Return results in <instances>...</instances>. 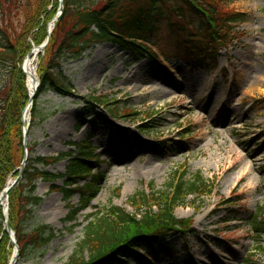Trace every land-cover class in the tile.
I'll use <instances>...</instances> for the list:
<instances>
[{"label":"rangeland","instance_id":"1","mask_svg":"<svg viewBox=\"0 0 264 264\" xmlns=\"http://www.w3.org/2000/svg\"><path fill=\"white\" fill-rule=\"evenodd\" d=\"M220 7L246 17L228 26L231 36L213 61L194 63L161 24L154 35L159 51L151 46L157 61L101 43L59 62L54 71L61 73L68 92L47 91L38 98L40 121L30 128L27 159L61 175L67 165L63 154L71 149L67 145L86 141L91 173H103L106 180L90 205L67 222L78 197L65 202L49 191L52 184L62 186L60 180H36L33 195L41 202L32 208L26 231L46 225L56 237L17 257L20 264H68L89 232L100 233L108 222L120 228L112 209L139 222L156 216L161 200L175 195L171 183L181 173L183 182L200 176L204 184L182 195L173 208L174 221L186 227V235L167 237L176 255L141 249L126 264H264V233L252 225L257 215L264 222V0H224ZM23 22L22 15L12 17L8 34H18ZM53 54L36 57L37 78ZM9 71L0 65L2 89L10 83ZM24 87L27 91L26 78ZM153 91L166 93L148 94ZM110 124L129 131L134 141L107 128ZM38 157L58 160L44 167L33 163ZM21 161L17 151L6 183L14 181ZM230 163L234 167L228 168ZM8 203L7 198V221ZM79 250L78 260L87 262L88 251Z\"/></svg>","mask_w":264,"mask_h":264},{"label":"trees","instance_id":"2","mask_svg":"<svg viewBox=\"0 0 264 264\" xmlns=\"http://www.w3.org/2000/svg\"><path fill=\"white\" fill-rule=\"evenodd\" d=\"M223 1L63 0L62 14L55 23L44 50L45 55L51 52L53 54L55 50L54 54L41 65L38 73L39 87L32 102L29 131L40 121L38 98L47 91L59 95L68 92V85L64 83L61 73L54 71L59 68V62L80 57L94 44L109 43L132 57L140 58L144 53L156 60L152 47L157 52L159 48L154 42V35L159 26L164 24L174 36L177 46L195 60L194 63L203 64L207 58L211 61L216 59L218 50L231 36L232 30L228 26L243 21L246 17L241 13L221 10L220 4ZM58 8V0H0V65L10 70V83L5 89L0 88V193L5 187L7 177L16 168L15 154L17 151L19 154L23 153L21 114L28 102V95L20 67L32 45L39 46L45 41L47 24L56 15ZM20 15L24 18L20 32L11 37L7 24L12 17L17 18ZM60 34L61 40L54 49L56 38ZM107 128L129 137L131 142L134 141L129 131L125 132L111 124ZM141 144L138 141L137 146L141 147ZM68 148L71 149L63 154L67 159L63 174L51 175L27 160L20 179L8 192V224L15 235L19 260L32 250L43 248L56 237L54 230L46 225L26 231L33 216L32 208L41 202L39 197L33 195L36 180L50 183L60 180L62 186L52 184L49 191L58 192L65 202L70 201L73 196L78 197V204L71 207L64 222L74 221L76 215L84 211L97 197L106 180L103 173H91L92 166L87 163L92 156L89 143L83 141L69 144ZM57 160L56 157H38L33 163L45 167L49 162ZM184 176L185 173H181L175 183L172 181L175 195L161 200L159 213L154 217L147 215L143 222H139L134 216L112 209L111 214L121 224L120 228L115 229L116 225L108 222L107 228L100 233L98 230L94 231L92 236L89 232L68 264H126V260L137 255L141 249H149L165 256L170 253L176 255V249L167 241V237L175 233L184 236L186 227L182 228V221H174L173 208L178 205L182 195L196 192L204 184L200 176L183 182ZM0 219L4 220L1 210ZM262 220L260 215L253 219L252 225L256 232L264 233ZM12 248L1 222L0 264H9ZM78 250L88 251L87 262L78 260ZM18 259L16 264H20Z\"/></svg>","mask_w":264,"mask_h":264},{"label":"water","instance_id":"3","mask_svg":"<svg viewBox=\"0 0 264 264\" xmlns=\"http://www.w3.org/2000/svg\"><path fill=\"white\" fill-rule=\"evenodd\" d=\"M60 1V8H59V14H58V16H56L53 20H52V22H56L57 21V19L59 18V16H60V14H61V12H62V0H59ZM47 39L45 40V42L41 45V46H39V47H36V48H33V50L32 51H30L28 54H27V56H26V60H28L29 58H30V55L33 53V51H37V53L38 52H40V51H43L44 49H45V47H46V45H47V43H48V41H49V35H50V33H51V30H49V28L47 29ZM33 83H34V90H33V92L30 94V96H29V103H31V101H32V98H33V96H34V94H35V92H36V88H37V85H38V82H37V79L36 78H34L33 79ZM23 121V120H22ZM26 141H27V127H24V129H23V147H24V149H25V146H26ZM25 162H26V153H25V151H24V155H23V159H22V163H21V166H20V169H19V173H18V176H17V178L13 181V183H11V185L10 186H8L6 189H5V191H6V195H5V199H7V193H8V191L14 186V184L17 182V180L19 179V177H20V174H21V171H22V169H23V167H24V165H25ZM2 198V195H0V199ZM3 225H4V227H5V230H6V233L9 235V237H10V240H11V242L13 243V244H15V241H14V239H13V235H14V233L12 232V230L10 229V227H9V225H8V223H7V220L5 219V221L3 222ZM16 256H17V248L15 249V254H14V256L12 257V259H11V261H10V264H15V261H16Z\"/></svg>","mask_w":264,"mask_h":264},{"label":"bare ground","instance_id":"4","mask_svg":"<svg viewBox=\"0 0 264 264\" xmlns=\"http://www.w3.org/2000/svg\"><path fill=\"white\" fill-rule=\"evenodd\" d=\"M53 27H54V23H51V24L49 25V30H52ZM36 57H37V55H36V51H34V52L32 53L31 58L28 59V60L25 59V61H24V63H23V73L25 74V78H26V88H27V91H28L30 94H31V93L33 92V90H34L33 79L36 78L35 68H34V66H33ZM121 90H127V88H122ZM154 93H157L156 96L158 97V96H163V95H165L166 92H163V91H157V92H156V91H153V92H148V94H151V95H153ZM27 113H28V112H25V114H24V119H25V121H27V120H26V118H27ZM234 157H236V156L234 155ZM232 167H234V165H233L232 163H230V165H229L228 168H232ZM10 184H11V180L8 181V185H7V187L10 186ZM1 194H2V198L0 199V210H1L2 214H4V212H5V205H6V199H5L6 191L3 190V191L1 192ZM2 208L4 209V211H3Z\"/></svg>","mask_w":264,"mask_h":264}]
</instances>
